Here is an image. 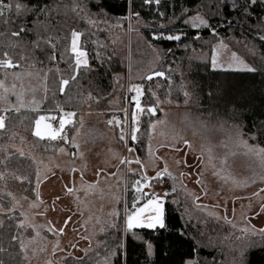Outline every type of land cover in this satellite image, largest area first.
<instances>
[{
  "label": "rangeland",
  "instance_id": "374dc122",
  "mask_svg": "<svg viewBox=\"0 0 264 264\" xmlns=\"http://www.w3.org/2000/svg\"><path fill=\"white\" fill-rule=\"evenodd\" d=\"M211 2L207 0L208 5ZM197 10L185 15L182 22L187 28L194 29L186 23L189 18L199 23ZM198 11L208 21L203 10ZM89 21L100 28L106 25L110 42L116 51H122L126 60L125 70L114 74L108 94L86 97L80 109L62 108L75 115L72 123L64 127V130L71 127L66 143L54 149L41 151V147L23 135L13 136L8 146H0L1 162L12 147L27 155L36 166L32 196L23 193L21 177L5 171L0 173L2 189L10 198L9 207L4 208L0 204V213L17 210L20 214L19 223L24 233L20 236V246L24 264H72L74 257L90 254L110 235L111 225L116 224L119 217L123 225L125 212L134 211V207L129 209L128 197L131 196L133 202L137 196L139 199L136 201L152 198L148 194L153 191L160 196L165 195V183L159 178L142 181L144 187L140 193L132 187L133 182L143 176L156 177L157 172L165 170L163 176L173 178L174 189L179 193L177 200L180 201L181 212L192 220L193 225L200 223L199 231L208 239L225 238L229 244L241 240L256 242L261 238L259 229L264 228V212L260 209L264 203V179H261L264 177V146L245 137L241 124L210 118L203 113L186 81L182 93L187 90L191 96L187 103L184 94L180 100V75L185 80L180 65L163 60L162 52L152 40L178 33H182L183 38L184 31L180 28L168 30L161 23L152 25L130 18H126L125 24H104L100 23L104 20L94 18ZM204 28L195 30L199 32ZM261 32L264 35V19ZM153 33L157 35L154 37ZM202 42L209 52L210 67L213 49L220 65L217 69L225 70L229 64L236 68L238 59L251 65L238 48L242 46L250 53L254 49L245 46L238 38L222 37L217 32L213 35L211 31ZM84 51L87 58L88 51ZM12 63L17 70L0 79L2 110L7 109V91L15 86L17 96L20 95L24 102L33 99L40 102L39 92H45L39 71L24 68L25 62ZM163 65L164 69L161 68ZM160 72L165 75H153ZM171 75L179 77L176 86L170 85ZM165 78L168 83H164ZM2 81L5 84L2 85ZM136 86L141 88L139 95L135 91ZM176 88L179 90L175 92ZM133 95H138L140 109H143H137L139 127L135 141L132 140ZM149 107L155 108V114L147 111ZM60 114V106L54 112L38 113L33 121L37 136L53 139L50 134L60 127V121L55 126L52 120H59ZM39 116L50 119L35 124ZM109 120L113 123L109 124ZM121 157L124 162H121ZM136 158H139V164L135 162ZM129 168L133 171H128ZM164 207L166 228L143 232L144 235L147 233L146 241L155 248L165 246L164 230L170 227L168 216L174 214L166 200ZM224 217L231 223H227ZM245 227L253 228V232L242 233ZM109 252L113 254L109 255ZM109 252L100 255L93 264H105L106 258L107 264H115L116 251Z\"/></svg>",
  "mask_w": 264,
  "mask_h": 264
},
{
  "label": "trees",
  "instance_id": "16d2710c",
  "mask_svg": "<svg viewBox=\"0 0 264 264\" xmlns=\"http://www.w3.org/2000/svg\"><path fill=\"white\" fill-rule=\"evenodd\" d=\"M211 1V5H208L207 0H159L158 4L155 0L151 3H146L145 0H2V3L10 7L0 12V58L7 53L11 61L25 62L24 68L39 71L45 92H39L40 102L26 100L21 106L17 98V86L7 91V109L2 110L0 107V114L6 117L4 128L0 129V146H8L13 136L19 135L37 144L41 151L66 143L63 136L68 138L70 126L65 128L62 136L44 139L33 134L34 118L38 113L54 112L58 105L67 110L80 109L86 97L96 98L108 94L114 74L125 70L126 60L121 54L122 51H116V47L110 42L106 25L100 28L89 20L94 18L125 24L128 16L132 20L139 19L152 25L161 23L168 30L182 29L185 36L179 41L166 38L152 40L162 52V59L171 63L178 62L185 78L184 80L180 75V84L183 85L186 81L192 88L203 113H207L210 118L241 124L245 137L264 146V103L256 91L260 82L264 81V41L259 39L263 34L261 18L264 17V3L257 0L245 15L239 7L235 10L231 8V5L239 3L243 7L245 0H226V4L225 0ZM17 3L23 8L17 9ZM220 4L225 5L217 10ZM45 6L51 11L40 15L39 9ZM197 9L203 10L210 25L199 32L187 28L182 22L187 13ZM101 10L103 16L100 15ZM22 26L27 30L21 31ZM211 28L222 37L232 36L240 39L245 46L252 47L253 53L242 46L238 50L258 70L255 73L213 70L210 67L208 49L202 42L210 35ZM73 29L80 33L79 48L88 51V66H81L79 69L76 68L73 53L69 50ZM197 33L199 39H193ZM164 67L163 65L161 68ZM14 70L17 68L0 67V79L4 76L7 78V73ZM177 77L170 76V85L178 84ZM61 79L69 80L63 93L59 88ZM163 81L168 83L166 78ZM220 82L249 86L245 99L237 103L235 111L232 110V105H226L222 97L210 98L209 93ZM1 83L5 84L4 81ZM194 83L201 85L202 90L193 87ZM178 90L176 88L175 92ZM179 94L182 100L181 87ZM1 171L21 177L23 193L27 196L33 195L36 166L27 155L9 147L0 163V173ZM159 181L165 183V200L173 209V216H177L180 222V228L166 229L167 245L156 247L153 255L146 256L143 244L135 236L146 241L143 232L147 229L136 228L133 232L125 233L119 217L110 235L90 254L81 258L74 257L72 264H93L100 255L113 249L116 251L115 264H183L189 259L194 264H233L236 247L245 241H233L229 244L225 238L216 241L208 239L199 231L200 223L193 225L192 220L181 212L180 201L177 200L179 193L174 190L173 178L163 176ZM2 187L3 178L0 174V204L7 208L10 206V198ZM141 201L143 199L136 201V205ZM128 205L129 209L133 208L131 196L128 197ZM19 221L20 214L17 210L0 213V264L25 263L20 246V236L24 233ZM244 252L245 264H264V239L261 237L256 242L246 243Z\"/></svg>",
  "mask_w": 264,
  "mask_h": 264
},
{
  "label": "snow or ice",
  "instance_id": "6c2138e0",
  "mask_svg": "<svg viewBox=\"0 0 264 264\" xmlns=\"http://www.w3.org/2000/svg\"><path fill=\"white\" fill-rule=\"evenodd\" d=\"M145 2L151 3L152 0H145ZM155 2L158 4L159 0H155ZM256 2H257V0H245L243 7H241V3H239V4L231 5V8L233 10H235L236 8L239 7L240 11L242 13H244L245 15H247L250 6ZM260 2L264 3V0H260ZM225 4H226V0H225ZM225 4L218 5L217 10H219L220 8H223ZM16 6H17V9L23 8V6L20 3H17ZM8 7H10V5L3 4L2 0H0V12H3V10L8 8ZM33 10L34 11L36 10L35 6L33 7ZM48 11H51V9H49L47 6H45V7L39 9V14L45 15ZM88 15H91V13H88ZM100 15L103 16V10H101ZM161 15H163V14H161ZM126 18H130V17H126ZM196 19L199 20V23H196L192 18H189V20L186 21V23H190V26L194 29H198L200 27H210L208 21L200 15L198 10H197ZM261 19H264V18H261ZM102 22L107 23L106 20H104ZM26 30L27 29L24 28L23 26L21 27V31H26ZM211 31L213 32V35H215V29L211 28ZM13 35H17V33H13ZM153 35L155 37L157 34L153 33ZM161 35H162V33H161ZM182 35H183L182 33H178L175 35L170 34L165 38L171 39V40H179V39H181ZM79 36H80V33L73 29V31L71 32L72 39H71V46H70L69 50L73 53V57L75 60V66L77 69H79L81 66H88V60L86 58V52L84 50H82L81 48H79V46H78ZM193 39H199V33H197V35L194 36ZM259 39L261 41H264V35H260ZM235 56H236V54L233 53V57H235ZM52 58L55 59L54 56ZM262 60H264V58H262ZM237 63H238V67L233 68L232 64H229L228 68L225 69L224 72H251V73H255L258 70L255 66L249 65L243 59H238ZM14 66L15 65H13L11 59L7 57V53H5V58L3 60H0V67L12 68ZM211 67L213 70H216L217 68L220 67V65L217 61V58H216V50L215 49H213ZM153 75L163 77L165 75V73H163V72L153 73ZM73 79H75V75H73ZM148 79H151V77H148ZM68 84H69L68 79H61L60 80L59 88H60L61 93H63L65 91V85H68ZM184 87H185L184 85H181L182 89ZM193 87L200 88L202 90L201 85H197L194 83ZM248 88H249L248 85L234 86V85L229 84L228 82H220L215 86V88L212 90V92L209 93V96H210V98L213 96L222 97L224 99L226 105H232V110L235 111L237 109V103L239 101L245 99V92L248 91ZM135 91L139 95L141 93L140 86H136ZM256 91L259 93L261 102L264 103V81L260 82V87L258 89H256ZM183 94L185 96V102L187 103L188 98L191 96V93L189 91L185 90ZM138 95L132 96V101L135 105V108L133 109V116H132V124H133L132 140L133 141H135L137 139L136 133H137V130L139 127L138 116L136 114L137 109H140ZM18 102L20 103L21 106H23V100H22L20 95H18ZM58 107H59V105H58ZM140 110L143 111V109H140ZM147 111L149 113L155 114L156 110L153 107H149L147 109ZM74 115L75 114L73 112H65L61 108V114L59 116L60 127L58 129H53V131L50 134L51 138L55 139L58 136H62L65 125L72 123ZM48 119H50V117L39 116V117H37V120L34 123L39 124L41 121L44 122ZM5 120H6V117L4 115L0 114V129L4 128ZM108 123L112 124L113 120H109ZM116 123L119 124V121L117 120ZM48 126L51 127V124H49ZM149 127H151V126H149ZM33 134L34 135L38 134V133H36L35 129L33 130ZM63 138L67 141V136H63ZM120 138L123 140L124 136L121 135ZM184 143L186 145L188 144L187 141H185ZM129 151H132V149H129ZM121 162H124L123 157H121ZM135 162L139 164L140 163L139 158H136ZM128 163H131V161H128ZM141 167H143V166L141 165ZM128 171H133V170L131 168H129ZM165 172H166V170L164 172H157L156 177L143 176L141 180L134 181L132 184V187L136 192L140 193L141 189L144 187V184L142 183V181H150L152 179H158V178L162 177L165 174ZM181 175H183V173ZM261 179H264V177H261ZM148 195H150L152 198L146 197V199L144 201H142L141 205L138 207L136 206V199H139V196H137L136 199H134V201H133L134 211H131V212L126 211L125 212L124 221H123V231L125 233L133 232V230L136 228H146L149 230H156L157 228H159V229L166 228L164 200L166 199L167 193H165L164 196H160L153 191ZM117 199H118V197H117ZM193 200H195V197H193ZM173 202L175 203L176 201H173ZM260 209H261V212H264V203H262L260 205ZM116 215H119V213L117 212ZM224 219L227 223H231V221H229L227 217H224ZM67 222H68V219L65 220V224H67ZM111 226L116 227L115 224H113ZM101 230H103V229H101ZM61 231H63V229H61ZM241 232L245 233V234L252 233L253 228L245 227L244 229L241 230ZM259 232L261 234L262 239H264V228L259 229ZM135 239L140 241L143 244V252L146 256L153 255L154 250H155V246L151 242L143 241L142 238L139 236H135ZM246 243L247 242L245 241V243H242L236 247L235 252H234L233 264H245L243 257L246 254L244 252V248L246 246ZM112 254L113 253L109 252V255H112ZM105 264H107V258H106ZM183 264H194V262L191 259H189V260H185L183 262ZM196 264H198V262H196Z\"/></svg>",
  "mask_w": 264,
  "mask_h": 264
},
{
  "label": "crops",
  "instance_id": "0c3cea01",
  "mask_svg": "<svg viewBox=\"0 0 264 264\" xmlns=\"http://www.w3.org/2000/svg\"><path fill=\"white\" fill-rule=\"evenodd\" d=\"M78 44H79V39H78ZM70 46H71V44H70ZM35 136H37V135H35ZM168 220H169V226H170L168 228H180V222H179L177 216H173V214H171L168 216ZM146 232H152V231L148 229ZM166 232L167 231L164 230V233H166ZM145 235H147V233ZM164 245H167V239L164 241Z\"/></svg>",
  "mask_w": 264,
  "mask_h": 264
},
{
  "label": "built area",
  "instance_id": "2783aa9c",
  "mask_svg": "<svg viewBox=\"0 0 264 264\" xmlns=\"http://www.w3.org/2000/svg\"><path fill=\"white\" fill-rule=\"evenodd\" d=\"M52 122H53V124L55 126H58L59 125V120L58 119H53Z\"/></svg>",
  "mask_w": 264,
  "mask_h": 264
}]
</instances>
